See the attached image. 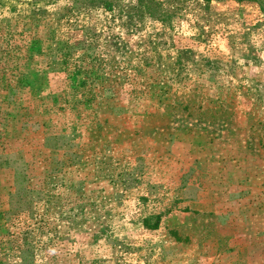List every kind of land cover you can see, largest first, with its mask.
Here are the masks:
<instances>
[{
    "label": "rangeland",
    "instance_id": "1",
    "mask_svg": "<svg viewBox=\"0 0 264 264\" xmlns=\"http://www.w3.org/2000/svg\"><path fill=\"white\" fill-rule=\"evenodd\" d=\"M0 264H264V0H0Z\"/></svg>",
    "mask_w": 264,
    "mask_h": 264
}]
</instances>
